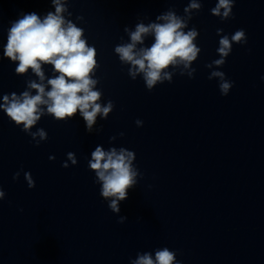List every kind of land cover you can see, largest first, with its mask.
<instances>
[{"label": "water", "instance_id": "95a60500", "mask_svg": "<svg viewBox=\"0 0 264 264\" xmlns=\"http://www.w3.org/2000/svg\"><path fill=\"white\" fill-rule=\"evenodd\" d=\"M198 2L201 8L186 14L189 0H61L62 15L95 48L98 103L111 100L113 109L106 118L98 114L89 132L79 110L58 120L42 105L30 131L43 128L45 140L32 139L0 109V264H130L138 253L154 258L164 247L178 264H264V0H235L234 18L223 21L210 11L218 0ZM169 10L197 29L201 52L188 69L169 66L171 82L149 91L114 48L131 42L125 28L163 23L157 17ZM32 12L43 19L55 5L0 0V104L12 93L36 95L28 83H41L31 69L15 73L18 61L3 55L11 22ZM239 29L247 44L233 43L223 66L205 67L220 58L221 36ZM154 42L148 34L136 47ZM42 70L49 91L47 80L59 74L50 64ZM213 71L233 82L227 96L218 77L208 79ZM97 146L135 155L136 184L118 213L89 167Z\"/></svg>", "mask_w": 264, "mask_h": 264}, {"label": "clouds", "instance_id": "9594fccd", "mask_svg": "<svg viewBox=\"0 0 264 264\" xmlns=\"http://www.w3.org/2000/svg\"><path fill=\"white\" fill-rule=\"evenodd\" d=\"M52 3L55 5V13L48 12L43 19L32 12L21 14L13 20L3 49L4 57L13 62L18 61L15 73L24 74L31 69L41 81V83L35 81L28 83L30 89L36 90V95H32L30 91H24L19 96L12 93L10 97L3 96L4 103L0 104V109H3L17 126L23 125L22 131L27 132L34 140L37 136L40 140L47 138L43 128H38L36 132L30 131L44 114L42 105H46L47 113L53 114L58 120L72 117L79 110L89 132L98 114L106 118L113 109L111 100L102 107L98 103L102 93L93 90L97 84V80L93 78L94 68L97 67L95 48L87 44L86 38H82L83 29L77 27L71 20H66L62 15L67 8L61 0H52ZM234 3L235 0H218L215 7L210 10L211 14L220 17L222 21L232 19ZM200 8L201 3L198 0H189L184 12L190 14L191 10ZM68 15L71 16L72 13L69 12ZM77 19L83 17L78 16ZM188 19H191V15H188ZM157 20L164 22L150 23L147 26L138 23L134 31L125 28L131 42L114 48L119 60L131 65L129 75L133 80L138 74H143V80L149 91L158 82L161 84L165 80L171 82V74L165 71L169 66L175 68L182 65L188 69L201 52V48L193 42L199 32L195 27L188 28V20L185 17L169 10L158 16ZM222 32L223 29H217V35ZM148 34H154L155 42L151 47L137 49V44H142L143 37ZM247 42L243 29L231 35H222L217 48L220 58L206 64L205 67L223 66L226 57L232 51L233 43L246 45ZM42 64L52 65L54 71L59 74L47 80V84L51 86L49 91H45V85L42 83L45 80ZM195 71L196 69H191L189 76ZM213 77L219 78V91L221 95L227 96L233 87V82L227 80L222 71L211 72L208 79L211 80ZM135 123L137 126H142L143 121L137 119ZM120 135L123 136L124 133ZM36 146H39V140ZM91 157L89 167L95 171L98 182H102L101 195L104 198H112L108 207L118 213L119 202L128 198L129 190L136 184L138 172L132 164L135 159L134 152L125 148L105 151L97 146ZM68 158L73 164L76 163L73 153H69ZM62 167H68L67 163H63ZM25 176L29 187H34L31 174L25 173ZM18 177L19 172L14 174L13 179ZM4 195L5 193L0 190V198ZM124 219L126 218L121 217L118 223H123ZM130 264H178V261H176V253L164 247L155 251L154 258L150 252L138 253Z\"/></svg>", "mask_w": 264, "mask_h": 264}]
</instances>
